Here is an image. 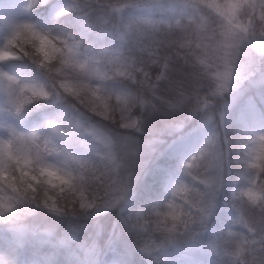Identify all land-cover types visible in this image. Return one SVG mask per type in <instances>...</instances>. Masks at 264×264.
<instances>
[{
	"label": "clouds",
	"instance_id": "9594fccd",
	"mask_svg": "<svg viewBox=\"0 0 264 264\" xmlns=\"http://www.w3.org/2000/svg\"><path fill=\"white\" fill-rule=\"evenodd\" d=\"M0 264H264V0H0Z\"/></svg>",
	"mask_w": 264,
	"mask_h": 264
}]
</instances>
